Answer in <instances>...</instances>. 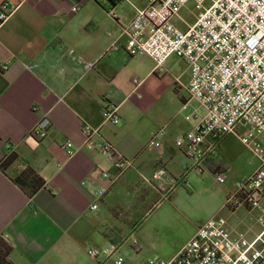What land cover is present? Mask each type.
<instances>
[{"label": "crops", "instance_id": "obj_1", "mask_svg": "<svg viewBox=\"0 0 264 264\" xmlns=\"http://www.w3.org/2000/svg\"><path fill=\"white\" fill-rule=\"evenodd\" d=\"M151 1L0 0V6L8 2L14 7L0 21V163L8 143L17 155L7 170L0 167V238L13 246L14 264H106L117 258L105 252L111 243L121 239V246L133 237L139 241L128 264H147L142 254L149 251L163 259L161 244L150 249L140 240L148 216L158 211L154 225L163 224V195L170 192L173 206L193 175L225 172L228 177L224 144L229 135L197 166L176 140L188 138L206 113L187 115L190 128L181 123L174 98L169 99L171 109L163 108V70H155V62L144 75L148 55L127 50L130 23L137 9ZM76 4L80 9L72 12ZM176 22L184 30L192 24ZM189 81L187 65L173 89L180 109L193 100ZM106 107L117 110V124L104 118ZM44 116L51 127L39 139L32 130ZM160 129L166 131L163 147L148 146ZM67 140L77 148L72 158L63 148ZM105 142L131 162L110 184L103 173L114 178L118 169L116 159L102 150ZM27 166L46 182L33 197L11 178ZM173 179L183 182L173 186ZM105 186L107 192L99 196ZM240 186L225 193L221 211ZM263 202L258 208L264 212ZM91 247L102 250L98 258L87 253Z\"/></svg>", "mask_w": 264, "mask_h": 264}, {"label": "built area", "instance_id": "obj_2", "mask_svg": "<svg viewBox=\"0 0 264 264\" xmlns=\"http://www.w3.org/2000/svg\"><path fill=\"white\" fill-rule=\"evenodd\" d=\"M190 2L202 11L184 30L176 20L186 22L181 12ZM79 9L76 4L71 11ZM13 11L10 3L1 5L0 21L6 20ZM128 33L129 54L151 56L156 61L155 70L162 71L164 62L171 56L181 58L188 65L189 94L207 113L188 138H178L176 145L184 149L197 166L216 153L220 142L230 134H237L242 143L252 149L259 159V167L238 189L242 199L238 201L233 194L227 205L259 207L264 198V141L261 139L264 135V0H152L148 7L137 9ZM103 115L114 124L119 122L115 108H105ZM50 127V118L44 116L32 134L45 139ZM240 128L244 131L240 132ZM83 132L89 137L90 128L85 126ZM165 136L166 131L160 129L148 146L162 148ZM5 148L12 151L10 143ZM63 148L70 158L77 153L70 140L63 143ZM102 150L116 159L118 175L112 178L109 173H103L110 184L118 180L131 162L119 157L109 142L104 143ZM215 176L220 183L227 179L225 172H217ZM181 182L182 179L172 180L173 186ZM107 190L108 186L101 187L99 196ZM169 196L170 192L163 198ZM92 208L96 209L97 205ZM260 219L264 221V213ZM119 248L120 245H111L105 252L115 256ZM87 253L96 259L102 251L91 247ZM122 263L123 258H118L117 264ZM147 264H264V227L257 238L250 241L244 236H233L226 218L214 216L197 228L175 258L166 261L153 257Z\"/></svg>", "mask_w": 264, "mask_h": 264}, {"label": "rangeland", "instance_id": "obj_3", "mask_svg": "<svg viewBox=\"0 0 264 264\" xmlns=\"http://www.w3.org/2000/svg\"><path fill=\"white\" fill-rule=\"evenodd\" d=\"M201 11V8L194 2H190L181 12L186 21L185 23L181 22V25L194 23ZM154 60L150 56L146 57L143 62L144 70H142L145 73L144 75L155 64L156 61ZM186 66V63L178 57H170L164 62L163 108L166 110L171 109L172 105L169 99L174 98V107L179 111L178 120L190 128L192 121H186L185 117L187 115L191 117L199 111L207 113V110L195 99L184 108L181 107L180 109L178 107L179 103L176 101L173 91L175 87L174 83H176L178 77L182 76ZM239 131L243 132L244 129L240 128ZM224 156L229 168L228 177L225 182H218L215 175L210 172L204 175H193V179L190 180L191 185L183 186L184 190L178 196L173 206L169 204L168 199L163 200V224L157 227L154 225L157 214H159L158 211L151 217L148 216L146 222L143 223L144 229L142 230L140 240L148 248L150 247V249L153 248L151 247L153 244H161L163 246V260L169 261L175 258L177 255L175 257L172 255L189 239L193 238L197 225L214 216L225 217L228 226L235 236H244L250 241L253 240L252 236L260 232L264 227V221L260 219L264 213L261 208L255 207L252 209L242 205L236 210L228 207L222 211L220 210L221 203L225 201V193L227 191H234L240 184L242 185L259 164L258 157L249 146L242 143L237 134H230L228 136L224 144ZM262 206L264 207V202ZM135 241H139V238L133 237L131 240L128 239L119 248V253L116 257H122L125 264H128V260L136 254V250L132 247L135 245ZM138 243L140 244V242ZM142 255L148 261L156 257V254H152L150 251ZM117 258L108 260L106 264H117Z\"/></svg>", "mask_w": 264, "mask_h": 264}, {"label": "trees", "instance_id": "obj_4", "mask_svg": "<svg viewBox=\"0 0 264 264\" xmlns=\"http://www.w3.org/2000/svg\"><path fill=\"white\" fill-rule=\"evenodd\" d=\"M111 1L113 2V4H115V1L118 0ZM15 160H17V155L13 151L5 150L3 159L0 163L1 169L3 171L7 170ZM11 178L29 197H33L40 189L44 188L46 185L45 180L32 166H27L20 173H12ZM235 194L236 199L240 201L242 199L241 194L237 192ZM245 206L251 208L249 204H245ZM227 207L234 210L238 206L231 207L227 205ZM120 241L121 239L118 242L111 243V245H119ZM12 251L13 246L6 240L0 238V264H14L10 259Z\"/></svg>", "mask_w": 264, "mask_h": 264}]
</instances>
